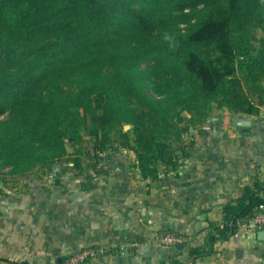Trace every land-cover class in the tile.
I'll return each instance as SVG.
<instances>
[{
    "label": "trees",
    "instance_id": "16d2710c",
    "mask_svg": "<svg viewBox=\"0 0 264 264\" xmlns=\"http://www.w3.org/2000/svg\"><path fill=\"white\" fill-rule=\"evenodd\" d=\"M150 59L154 70L142 71ZM214 109L264 111V0H0V117L9 113L0 166L12 175L118 144L144 179L158 180L160 167L179 165L186 116L201 121ZM261 207L255 179L224 206L222 223H209L190 264Z\"/></svg>",
    "mask_w": 264,
    "mask_h": 264
},
{
    "label": "crops",
    "instance_id": "0c3cea01",
    "mask_svg": "<svg viewBox=\"0 0 264 264\" xmlns=\"http://www.w3.org/2000/svg\"><path fill=\"white\" fill-rule=\"evenodd\" d=\"M236 116L252 118L249 132L234 126ZM186 118L179 165L160 167L158 180L144 179L135 153L118 144L51 169L3 175L0 264H59L102 246L110 253L87 264H190V250L204 245L209 223H222L224 206L255 179L264 183V111L214 109L205 120ZM245 225L198 264H264V237L250 230L253 220ZM158 232L181 235L184 248L160 247Z\"/></svg>",
    "mask_w": 264,
    "mask_h": 264
},
{
    "label": "built area",
    "instance_id": "2783aa9c",
    "mask_svg": "<svg viewBox=\"0 0 264 264\" xmlns=\"http://www.w3.org/2000/svg\"><path fill=\"white\" fill-rule=\"evenodd\" d=\"M250 220L255 223V226L250 229L251 231H264V208H259ZM245 223L246 221L241 224L240 228H246ZM154 241L160 247L175 248L184 244L186 239L173 232H158L155 234ZM110 251L111 249L105 246L84 248L62 260L59 264H87L92 259L109 254Z\"/></svg>",
    "mask_w": 264,
    "mask_h": 264
},
{
    "label": "rangeland",
    "instance_id": "374dc122",
    "mask_svg": "<svg viewBox=\"0 0 264 264\" xmlns=\"http://www.w3.org/2000/svg\"><path fill=\"white\" fill-rule=\"evenodd\" d=\"M139 7H140V5H134L133 9H138ZM182 27H184V26L182 25ZM154 68H155V61L152 59L145 60V61L141 62V64H140V69L142 71H153ZM148 93L154 98H160V99L163 98L162 96H160L157 89L149 88ZM7 118H9V113L1 116L0 122L5 121ZM87 141H89V140H87ZM67 147H68V154H74V149L71 146H69V144H67ZM80 147L82 149H85V151H88V145L81 144ZM70 157H71V155H70ZM70 157L68 160H71ZM68 160H66V161H68ZM7 173L11 174V168H5V167L0 166V178L2 179V176L7 174Z\"/></svg>",
    "mask_w": 264,
    "mask_h": 264
},
{
    "label": "water",
    "instance_id": "95a60500",
    "mask_svg": "<svg viewBox=\"0 0 264 264\" xmlns=\"http://www.w3.org/2000/svg\"><path fill=\"white\" fill-rule=\"evenodd\" d=\"M251 124H252V118L251 117L236 116L235 122H234V126L238 127V128H242V131L244 133L249 132V128L251 127ZM125 129L126 130L130 129V126H126ZM259 236L264 237V231L259 232ZM176 248L182 250L184 248V246L180 244Z\"/></svg>",
    "mask_w": 264,
    "mask_h": 264
}]
</instances>
